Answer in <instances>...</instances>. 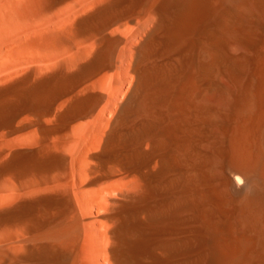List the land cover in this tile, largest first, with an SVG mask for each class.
Masks as SVG:
<instances>
[{
  "label": "bare ground",
  "instance_id": "bare-ground-1",
  "mask_svg": "<svg viewBox=\"0 0 264 264\" xmlns=\"http://www.w3.org/2000/svg\"><path fill=\"white\" fill-rule=\"evenodd\" d=\"M0 264H264V0H0Z\"/></svg>",
  "mask_w": 264,
  "mask_h": 264
}]
</instances>
